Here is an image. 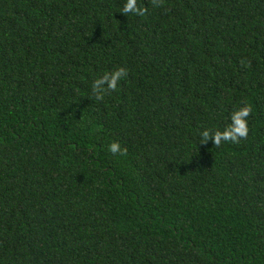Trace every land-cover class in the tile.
I'll list each match as a JSON object with an SVG mask.
<instances>
[{
    "label": "trees",
    "instance_id": "obj_1",
    "mask_svg": "<svg viewBox=\"0 0 264 264\" xmlns=\"http://www.w3.org/2000/svg\"><path fill=\"white\" fill-rule=\"evenodd\" d=\"M125 2L0 0V264H264V0Z\"/></svg>",
    "mask_w": 264,
    "mask_h": 264
},
{
    "label": "clouds",
    "instance_id": "obj_2",
    "mask_svg": "<svg viewBox=\"0 0 264 264\" xmlns=\"http://www.w3.org/2000/svg\"><path fill=\"white\" fill-rule=\"evenodd\" d=\"M165 0H150L154 8L164 5ZM121 13L124 15L135 14L137 16H145L148 13V7L138 6L137 0H126ZM243 63V61H242ZM128 76V70L125 67H118L112 72H106L103 76L97 78L92 84L94 99L101 101L105 94L114 91L122 78ZM252 106L244 103L242 107L234 110L231 114V123L223 130H212L205 128L199 133L200 145H206L210 140L213 141L215 147H219L222 142L239 143L242 139H247L249 135L248 118L252 114ZM108 151L113 155H126L127 148H121L119 142L114 141L108 146Z\"/></svg>",
    "mask_w": 264,
    "mask_h": 264
}]
</instances>
